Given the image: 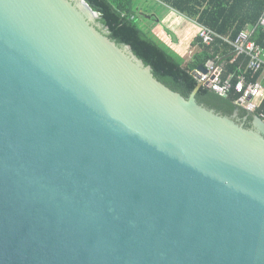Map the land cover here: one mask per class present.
I'll return each instance as SVG.
<instances>
[{"label":"water","instance_id":"1","mask_svg":"<svg viewBox=\"0 0 264 264\" xmlns=\"http://www.w3.org/2000/svg\"><path fill=\"white\" fill-rule=\"evenodd\" d=\"M98 19L0 0V264H264V120L172 90Z\"/></svg>","mask_w":264,"mask_h":264},{"label":"trees","instance_id":"2","mask_svg":"<svg viewBox=\"0 0 264 264\" xmlns=\"http://www.w3.org/2000/svg\"><path fill=\"white\" fill-rule=\"evenodd\" d=\"M91 8L99 13L98 21L107 27L106 35L118 45L128 44L132 51L145 65L152 68L153 75L172 90L188 98L196 90L198 103L216 112L231 116L237 111L238 118L243 119L247 128L252 127L255 115L264 114V101L255 113L249 112L236 103L237 94L231 92L228 96H221L209 87L199 85L193 71L209 60L222 62L214 58L219 46L224 45L216 39L210 46L202 44L199 39L200 50L194 53L193 58L185 62L184 58L175 52L171 46L159 38L153 31L156 20L147 17L149 14L144 3L162 1L199 23L209 26L220 34L231 32L230 38H235L247 26L256 25L264 11V0H85ZM148 6V4H147ZM149 21V22H148ZM149 25H146V24ZM102 30V29H100ZM253 36L264 46V31L257 27ZM242 55L236 59L247 63L248 57ZM232 55L226 59L229 61ZM235 74L233 82L237 81ZM248 81H255L257 74L248 72ZM264 120V118H263Z\"/></svg>","mask_w":264,"mask_h":264},{"label":"built area","instance_id":"3","mask_svg":"<svg viewBox=\"0 0 264 264\" xmlns=\"http://www.w3.org/2000/svg\"><path fill=\"white\" fill-rule=\"evenodd\" d=\"M257 26L264 31V11ZM253 31L254 29L246 28L241 30L234 39H229L220 36L210 27L200 24L198 37L206 45L212 44L216 39H222L229 43L235 55H247V68L260 74L257 80L248 81L245 75L239 76L236 82H233L231 77L222 78V66L217 62L208 65L205 72L195 69L193 74L199 85L209 87L221 96L226 97L232 91L235 92L238 96L236 103L247 111L255 113L264 99V47L252 38ZM258 116L262 119L264 114L260 113Z\"/></svg>","mask_w":264,"mask_h":264},{"label":"crops","instance_id":"4","mask_svg":"<svg viewBox=\"0 0 264 264\" xmlns=\"http://www.w3.org/2000/svg\"><path fill=\"white\" fill-rule=\"evenodd\" d=\"M147 4H148V6H147ZM144 5H145L146 9H148V11H149V14H147V15L150 18H152V15H154L153 20L157 21V24L153 27L152 31L159 38H161L162 40L167 42L175 52L180 54L184 58L185 62L190 61L193 58L194 53H196L200 50V47H199V39L200 38L198 37V29H199V25L201 23H199L194 18H190V17L186 16L185 14L180 13L179 11L175 10L174 8L170 7L169 5H167L166 3L162 2V1H158L157 3H156V1H155V3L153 1L152 2L148 1V2L144 3ZM146 25H149V24L147 23ZM257 27H256V25H252L250 27L247 26L244 29L247 28V29H254L255 30ZM218 34L220 36H224L226 38L232 39V38H230L231 37L230 31L227 32L226 34H220V33H218ZM252 38L255 40L253 33H252ZM219 40L222 41L224 43V45L219 46V48H220L219 51H217L216 53H213V54H214V58H216L217 61L221 60L223 58V61L221 63L217 62V63H220L222 66V78L231 77L233 80L235 74H238L237 78L241 75H245L247 78L248 72H251L253 74H257L258 78H259V76H260L259 73H255L253 71H250L247 68L248 61H247V63H245L244 61L239 62V64H237L235 66V63L237 62L236 59L242 55H245V54L235 55L233 53L232 47L229 45L228 42H226L222 39H219ZM255 41L260 46L264 47L259 42H257V40H255ZM214 42H216V40ZM202 44H204V43L202 42ZM212 44H210V45H212ZM204 45H206V44H204ZM210 45H206V46H210ZM229 55H232V57L228 61L226 58ZM209 61H211V60H209ZM212 61L215 62V60H212ZM207 63L203 66H206ZM247 80H248V78H247ZM263 101H264V99L262 100V102ZM262 102H261V104H262Z\"/></svg>","mask_w":264,"mask_h":264},{"label":"rangeland","instance_id":"5","mask_svg":"<svg viewBox=\"0 0 264 264\" xmlns=\"http://www.w3.org/2000/svg\"><path fill=\"white\" fill-rule=\"evenodd\" d=\"M147 17H149L148 15H147ZM149 22V21H148Z\"/></svg>","mask_w":264,"mask_h":264}]
</instances>
